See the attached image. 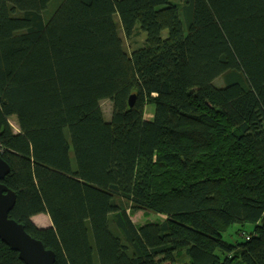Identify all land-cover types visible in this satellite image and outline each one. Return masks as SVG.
Returning <instances> with one entry per match:
<instances>
[{"label": "trees", "instance_id": "trees-1", "mask_svg": "<svg viewBox=\"0 0 264 264\" xmlns=\"http://www.w3.org/2000/svg\"><path fill=\"white\" fill-rule=\"evenodd\" d=\"M0 157L54 264H264V0H0Z\"/></svg>", "mask_w": 264, "mask_h": 264}, {"label": "water", "instance_id": "water-1", "mask_svg": "<svg viewBox=\"0 0 264 264\" xmlns=\"http://www.w3.org/2000/svg\"><path fill=\"white\" fill-rule=\"evenodd\" d=\"M134 98V94L129 96V106H132ZM9 171L8 164L0 157V239L17 252L25 264H54V252L28 234L23 224L9 217L16 195L1 182Z\"/></svg>", "mask_w": 264, "mask_h": 264}, {"label": "rangeland", "instance_id": "rangeland-1", "mask_svg": "<svg viewBox=\"0 0 264 264\" xmlns=\"http://www.w3.org/2000/svg\"><path fill=\"white\" fill-rule=\"evenodd\" d=\"M101 106L102 109L104 111V117L108 118V116L111 113V102L110 100L106 99V100H102L101 101ZM154 112V105L153 104H147L145 106V115H147L148 118H152ZM10 123L13 127V130H16L17 125L16 122L12 119H10ZM156 214H154L153 212H146L143 213L142 211H137L133 214L132 218L134 219L135 222H144L146 220H154L155 218H157V216L155 217ZM240 227L236 224L232 225L229 227V229L227 230V232L225 234H223V238L224 240L234 243L235 241H241L242 240V236L238 235L235 233V230ZM244 228L246 231L251 229V226L248 225H244Z\"/></svg>", "mask_w": 264, "mask_h": 264}, {"label": "crops", "instance_id": "crops-1", "mask_svg": "<svg viewBox=\"0 0 264 264\" xmlns=\"http://www.w3.org/2000/svg\"><path fill=\"white\" fill-rule=\"evenodd\" d=\"M12 120L16 122V117H11ZM17 125V122H16ZM18 130V126L15 131ZM134 220V219H133ZM33 221L40 226H49L51 224V221L49 217L46 214H37L33 216Z\"/></svg>", "mask_w": 264, "mask_h": 264}]
</instances>
